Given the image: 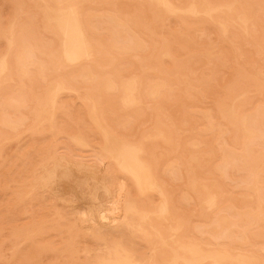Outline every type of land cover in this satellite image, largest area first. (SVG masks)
<instances>
[{
	"label": "rangeland",
	"instance_id": "obj_1",
	"mask_svg": "<svg viewBox=\"0 0 264 264\" xmlns=\"http://www.w3.org/2000/svg\"><path fill=\"white\" fill-rule=\"evenodd\" d=\"M0 264H264V0H0Z\"/></svg>",
	"mask_w": 264,
	"mask_h": 264
},
{
	"label": "bare ground",
	"instance_id": "obj_2",
	"mask_svg": "<svg viewBox=\"0 0 264 264\" xmlns=\"http://www.w3.org/2000/svg\"><path fill=\"white\" fill-rule=\"evenodd\" d=\"M176 1H178V0H176ZM157 2V1H156ZM162 2V1H161ZM179 3V2H178ZM176 4V3H175ZM72 26V31H73V37H74V39H73V46H74V48H77V50L79 51V52H81L82 50H83V46H84V43H83V39H82V36H81V33H80V31H79V29H78V26H76L75 24H72L71 25ZM66 33H67V31H66ZM87 54V53H86ZM136 83V82H135ZM114 189V188H113ZM115 193V192H114ZM127 199V198H126ZM117 201V200H116ZM126 202V201H125ZM117 203V202H116ZM120 203V202H119ZM114 207L116 208V210L118 209L117 207H116V204H114ZM111 215V214H110ZM100 217H101V220H103V221H106L107 219H108V217H107V214H105V213H101L100 214ZM126 219V218H125ZM110 233V232H109ZM102 234H105V233H103L102 232ZM107 236H108V234H107ZM111 236V235H110Z\"/></svg>",
	"mask_w": 264,
	"mask_h": 264
}]
</instances>
